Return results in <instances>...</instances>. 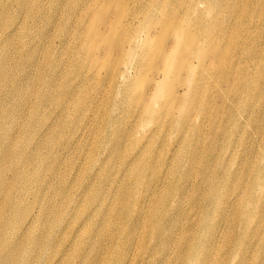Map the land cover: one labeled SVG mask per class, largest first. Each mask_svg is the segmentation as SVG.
Here are the masks:
<instances>
[{"label": "rangeland", "instance_id": "obj_1", "mask_svg": "<svg viewBox=\"0 0 264 264\" xmlns=\"http://www.w3.org/2000/svg\"><path fill=\"white\" fill-rule=\"evenodd\" d=\"M102 1L114 2L0 0V5L13 6L0 15V59H5L7 74L0 86V226L6 217L10 222L0 230V264L5 257L9 264H105L111 259L118 264V254L126 259L124 264H185L195 244L206 250L212 264L227 259L228 264H264V192L255 201L246 193L258 175L264 179V94L256 102L257 91L264 93V0H239L240 10L251 14L244 20L247 14L240 13L245 39L235 57L233 53L235 76L229 73L226 91L211 80L191 127L177 128L168 120L153 136L147 129L158 127V119L140 127L136 108L127 106L131 94L120 97L127 105L114 106L110 98L116 82L103 83V72L102 87L85 91V106L60 95L62 88L78 85L82 61L73 50L86 11L82 5ZM120 1L127 17L136 12L139 29L150 16H163L150 0ZM133 1L137 9L144 4L146 9L132 10ZM178 8L177 15L190 21L211 14L204 0H183ZM32 10H40L34 21ZM232 17L226 34L233 28ZM7 29L19 30L18 42L5 39ZM48 79L52 101L45 96ZM238 80L244 84L232 91ZM14 97L18 105L12 104ZM202 113L205 122L204 114L199 118ZM109 115L114 116L113 125L107 123ZM49 130L51 138L42 142ZM144 134H149L148 143L142 141ZM135 153L143 160L132 159ZM225 168L227 176L221 174ZM251 168L256 169L250 178ZM16 170L23 171L26 182L16 178L10 185L7 180ZM136 171L141 174L138 184L130 181ZM211 182L222 196L217 202L203 199ZM229 194L232 204L227 207ZM20 196L16 210L4 209L8 197L15 202ZM156 197L161 204L157 220L150 223L147 217ZM236 198L242 201L239 206L233 204ZM253 203L255 211L246 210ZM218 212L221 217L207 222ZM224 216L227 220H221ZM242 231L253 248H244L242 259L234 261L230 250ZM212 232L220 235L213 245H205Z\"/></svg>", "mask_w": 264, "mask_h": 264}, {"label": "bare ground", "instance_id": "obj_2", "mask_svg": "<svg viewBox=\"0 0 264 264\" xmlns=\"http://www.w3.org/2000/svg\"><path fill=\"white\" fill-rule=\"evenodd\" d=\"M150 1L148 3L150 6L154 8L161 7L163 16H150L140 29V23L135 20L136 12L134 11L127 17L120 0H114L112 3H106V1L94 2L90 6L88 4L82 5L81 10L86 11L83 12L80 25H78L77 46L73 50V56L82 61L80 71L76 74L79 86L77 85L78 88L76 86L71 89H67L68 86H66L60 90V95L66 94L65 96L69 97V102L71 100L74 105L85 106L88 103L86 102L87 96L85 93L87 88L91 87L99 90L104 82L110 83L113 79L116 82V92L110 98L113 101V105L117 107H120V104L127 105L128 103L121 101L120 97L127 98L131 94V102L127 106L131 109L136 108L134 111L135 114L136 111L138 112L137 123L140 127L146 126V124L153 122L156 118L158 119V127L147 129L149 134L153 136L163 129L168 120H171L170 125L177 128L182 126L191 127L192 115L197 111L201 103L200 97L210 92L212 87L211 80H216L220 84V89L226 91L228 87L225 86L226 78L229 73L233 77L235 76V71L232 69L233 53L235 57V50L240 49L241 42L245 39V32L240 29V24L243 20L240 19V13H246L244 20H247L251 12L250 10H240L241 4L239 0H204L206 9L211 14L190 21L187 16L177 15L174 11L179 10L178 6L182 5L183 0ZM196 2L201 3V0H196ZM133 4L132 10L140 12L139 9H146V4L139 9L136 8L134 1ZM12 7V4L9 3L0 5V15L11 10ZM39 11L32 10L30 14L32 21H34ZM232 13L234 25L226 34L224 28H226L225 25L228 19H231ZM218 28L220 30L216 33L215 30ZM23 32H26L25 28ZM4 35L6 40L19 41V30L15 32L13 29H7ZM247 52L251 55L249 51ZM2 53L3 46L0 47V56ZM4 66L5 59L1 58L0 86L7 79V74L3 69ZM101 72L105 74L104 78ZM100 77H102L103 83ZM51 82L52 79L44 82L45 90L47 91L45 94L47 101H52L53 98V95L50 94ZM242 84H244L243 80L235 81L232 91L236 87L242 86ZM263 94L260 90L257 91V103L262 102ZM78 96L79 99H77ZM241 100V98H237L236 102L241 104ZM19 103L20 100L18 98L14 97L12 99L13 105H18ZM206 106L209 109L210 103H207ZM192 110L194 112L191 113ZM203 114L205 122L207 118L205 113H202L199 118L202 121ZM113 121L114 116L109 115L107 123L113 125ZM204 125L200 127V134L203 132ZM257 127L256 125L255 128ZM149 134H144L142 141L148 143ZM51 136V130L44 132L42 142L43 140H49ZM11 138L13 139V136ZM262 138H264V135ZM240 142L241 140H239ZM183 145L184 143L180 144L179 148L182 149ZM139 156L135 153L132 159L143 160L144 157L138 158ZM32 158H34L33 155L29 156V159ZM173 159L175 161L174 156ZM255 169L251 168L250 178ZM221 174L227 176L228 169H223ZM140 177V173L134 172L130 180L131 183L138 184ZM16 178L18 181H22L24 179L23 171H14L7 183L10 185L14 184ZM233 179L234 182L239 181L238 176H234ZM22 182H26V180ZM263 192L264 179L258 175L255 182L246 190V193L247 195L250 193L248 197L255 201L261 197ZM20 194L22 196L23 192H20ZM21 196L16 197L15 202H13V197H8L4 201V209L7 211L16 210ZM220 197L222 198V196L216 194L214 185L211 182L204 192V201L206 202L208 198H211V202H217ZM126 198L127 196L125 195L124 199ZM238 201H241V199L236 198V200H233V204L236 202L239 206ZM151 204V213L149 218L147 217V222L150 223L153 220H157L155 212L157 205L161 204V200L156 197ZM231 204L232 199L229 194L225 200V205L228 207ZM254 206L253 203L251 208L246 210L255 211ZM218 217H221V212L215 213L210 219L207 217V222H214ZM204 220L206 221V219ZM221 220H227L226 216ZM1 222L0 230L2 228L7 229L10 224L8 218L6 217ZM161 231L164 232L165 230ZM219 235L217 232H212L206 237L205 245H213L215 238ZM244 235H247L245 231L240 232L230 250L234 261L237 258L242 259L241 253L244 248L247 250L253 248L252 244L245 243L246 237ZM197 243L199 244L200 242L198 241ZM163 245L165 249V244ZM115 260L118 264H124L126 259L123 258V255L118 254V259ZM9 262L5 257V262H2V264H9ZM205 262L212 264L209 261V255L206 254V250L203 251V248L195 244L189 251V258L185 264H205ZM109 263L110 260H107L105 264ZM112 263L113 259H111L110 264ZM129 264H132V262ZM141 264H144L143 260ZM225 264H228V259ZM230 264H233V261Z\"/></svg>", "mask_w": 264, "mask_h": 264}]
</instances>
